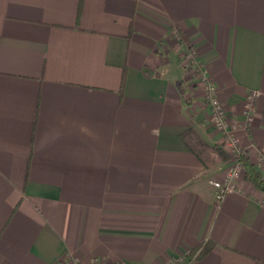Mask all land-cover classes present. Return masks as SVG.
I'll use <instances>...</instances> for the list:
<instances>
[{"label":"crops","instance_id":"1","mask_svg":"<svg viewBox=\"0 0 264 264\" xmlns=\"http://www.w3.org/2000/svg\"><path fill=\"white\" fill-rule=\"evenodd\" d=\"M229 136L264 178V0H0V264H264V191L209 183Z\"/></svg>","mask_w":264,"mask_h":264},{"label":"built area","instance_id":"2","mask_svg":"<svg viewBox=\"0 0 264 264\" xmlns=\"http://www.w3.org/2000/svg\"><path fill=\"white\" fill-rule=\"evenodd\" d=\"M185 56L188 58L193 56V52L189 53V50ZM191 66L194 67L195 60L190 59ZM204 85V100L211 107V122L212 124L220 130L228 131L229 128V113L223 107L220 99H219V90L216 84L206 75L205 72H202L199 76ZM258 96L257 92H253L252 95L248 97L247 107H246V115L248 120H252V115L250 113V109L253 105L254 99ZM225 147L232 154V164L226 170L224 177L221 179H211L209 181L210 185L215 191L216 203L219 205L225 198L228 193L234 192L238 190V180L244 175L243 165L239 162L236 157V152L239 150L236 145L235 140L229 136L225 140ZM261 154L264 156V144L262 146ZM175 263H186L184 257H179L177 259L169 260L163 264H175ZM59 264H80L77 258L72 256H68L65 259L61 260ZM94 264H103L101 260L97 259Z\"/></svg>","mask_w":264,"mask_h":264},{"label":"trees","instance_id":"3","mask_svg":"<svg viewBox=\"0 0 264 264\" xmlns=\"http://www.w3.org/2000/svg\"><path fill=\"white\" fill-rule=\"evenodd\" d=\"M182 140L188 146V148L195 153L205 163V158H209V155L216 151L219 152L223 160H229L230 157L226 152L221 150L217 145H210L206 142L201 135L193 128L188 129L181 135ZM236 157L243 165L245 178L253 183L256 187L264 191V178L261 174L255 170L248 155L241 149L236 152ZM215 246V243L208 242L200 244L195 251L200 250L199 256H203L210 252Z\"/></svg>","mask_w":264,"mask_h":264},{"label":"rangeland","instance_id":"4","mask_svg":"<svg viewBox=\"0 0 264 264\" xmlns=\"http://www.w3.org/2000/svg\"><path fill=\"white\" fill-rule=\"evenodd\" d=\"M190 65V64H189ZM212 154V153H211ZM209 155V158H207V161H209V163L212 162L213 159H215V156L214 155Z\"/></svg>","mask_w":264,"mask_h":264}]
</instances>
